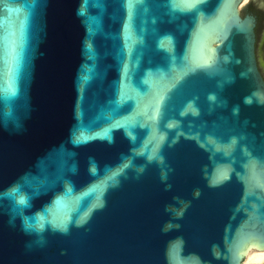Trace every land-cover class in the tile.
Returning a JSON list of instances; mask_svg holds the SVG:
<instances>
[{"label": "water", "instance_id": "water-1", "mask_svg": "<svg viewBox=\"0 0 264 264\" xmlns=\"http://www.w3.org/2000/svg\"><path fill=\"white\" fill-rule=\"evenodd\" d=\"M241 2L0 0V264H257L264 0Z\"/></svg>", "mask_w": 264, "mask_h": 264}, {"label": "bare ground", "instance_id": "bare-ground-1", "mask_svg": "<svg viewBox=\"0 0 264 264\" xmlns=\"http://www.w3.org/2000/svg\"><path fill=\"white\" fill-rule=\"evenodd\" d=\"M244 2L245 0H242L241 4H243ZM263 36L264 34L262 35V40H261V53H262ZM260 64L264 70V52L260 57ZM239 255L240 257H242V261L244 257H247L249 262L250 261L254 262V260H257V263L260 264L264 259V245H260L255 241H248L247 243L243 244V246H241Z\"/></svg>", "mask_w": 264, "mask_h": 264}, {"label": "rangeland", "instance_id": "rangeland-1", "mask_svg": "<svg viewBox=\"0 0 264 264\" xmlns=\"http://www.w3.org/2000/svg\"><path fill=\"white\" fill-rule=\"evenodd\" d=\"M264 52V36H263V41H262V53ZM262 53L260 52V51H258V50H256V57H257V60H258V65L260 66V68H261V70H262V74H263V76H264V70H263V68H262V66H261V64H260V57H261V55H262ZM245 258H246V260H245ZM256 261V262H255ZM243 263H257V260H254V262L253 261H248V258L247 257H244V259H243V261H242ZM257 264H259V263H257Z\"/></svg>", "mask_w": 264, "mask_h": 264}, {"label": "flooded vegetation", "instance_id": "flooded-vegetation-1", "mask_svg": "<svg viewBox=\"0 0 264 264\" xmlns=\"http://www.w3.org/2000/svg\"><path fill=\"white\" fill-rule=\"evenodd\" d=\"M246 8H247V0H245V2L243 3V7L240 9V13L243 12ZM255 55H256V50H255ZM256 60H257V57H256ZM257 65H258V60H257ZM258 70H259L261 76L264 78V76L262 74V70H261L259 65H258Z\"/></svg>", "mask_w": 264, "mask_h": 264}, {"label": "snow or ice", "instance_id": "snow-or-ice-1", "mask_svg": "<svg viewBox=\"0 0 264 264\" xmlns=\"http://www.w3.org/2000/svg\"><path fill=\"white\" fill-rule=\"evenodd\" d=\"M132 2L134 3L135 0H132ZM186 2H187V3H193V0H186ZM70 191H71V190L69 189V192H70ZM20 203L23 204V203H24V200L21 199Z\"/></svg>", "mask_w": 264, "mask_h": 264}]
</instances>
